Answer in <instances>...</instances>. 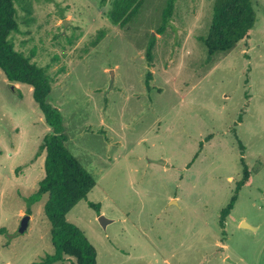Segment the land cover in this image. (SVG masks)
I'll return each instance as SVG.
<instances>
[{
	"label": "rangeland",
	"instance_id": "1",
	"mask_svg": "<svg viewBox=\"0 0 264 264\" xmlns=\"http://www.w3.org/2000/svg\"><path fill=\"white\" fill-rule=\"evenodd\" d=\"M165 1L144 0L125 29L108 19L112 0L15 4L10 40L46 69L65 146L95 181L66 219L96 264H264V0H251L249 36L212 59L203 39L215 0H175L159 33ZM50 131L31 88L0 71V264L53 254L46 197L25 200L44 177L38 147ZM241 160L249 178L220 223Z\"/></svg>",
	"mask_w": 264,
	"mask_h": 264
},
{
	"label": "trees",
	"instance_id": "2",
	"mask_svg": "<svg viewBox=\"0 0 264 264\" xmlns=\"http://www.w3.org/2000/svg\"><path fill=\"white\" fill-rule=\"evenodd\" d=\"M25 0H0V71L7 82L26 85L31 88L33 101L42 113L45 124L50 128L38 147V154L44 152V177L38 182L37 190L26 200L27 207L46 200L43 213L50 226L53 254L46 255L39 264L63 262L65 258L74 260V264H96V251L86 236L66 216L80 201L87 198L94 188L95 181L68 151L63 135V119L58 109L47 103L51 92L52 80L46 69L32 63L33 54L23 55L14 48L10 40L12 33H18L15 4ZM144 0H112L108 19L119 29L132 24L140 13ZM175 0H166L162 9L158 32H163L174 10ZM28 11V10H27ZM256 21V12L251 0H215L212 9L211 24L203 39L207 59L218 54H226L249 36ZM101 36V35H100ZM98 36V40L100 39ZM146 58L151 61L154 37L151 36ZM151 74L146 75V86ZM243 164V177L237 183L235 194L227 206L222 209L220 223H223L233 209L238 191L245 185L249 172ZM96 211L98 205L88 203ZM29 210L27 214L29 215Z\"/></svg>",
	"mask_w": 264,
	"mask_h": 264
},
{
	"label": "water",
	"instance_id": "3",
	"mask_svg": "<svg viewBox=\"0 0 264 264\" xmlns=\"http://www.w3.org/2000/svg\"><path fill=\"white\" fill-rule=\"evenodd\" d=\"M29 220H30V216L29 215H26V216L23 217V219H22V221L20 223V227L18 229L19 233H24L26 231V229L28 227ZM98 222L101 225V227L103 229H105L107 220L103 216H100L98 218ZM242 226L245 227V228H250V227H248V225H245V224H243Z\"/></svg>",
	"mask_w": 264,
	"mask_h": 264
}]
</instances>
